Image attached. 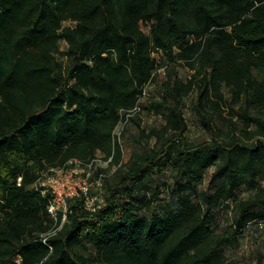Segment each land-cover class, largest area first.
<instances>
[{
	"label": "trees",
	"instance_id": "16d2710c",
	"mask_svg": "<svg viewBox=\"0 0 264 264\" xmlns=\"http://www.w3.org/2000/svg\"><path fill=\"white\" fill-rule=\"evenodd\" d=\"M161 59L169 77L146 100ZM192 90L212 134L200 141L183 109ZM141 111L164 121L138 122L154 144L123 162L118 128ZM99 156L116 165L96 172L103 204L71 198L62 224L39 179ZM222 208L233 216L219 231ZM261 219L264 0H0V264H237L227 248Z\"/></svg>",
	"mask_w": 264,
	"mask_h": 264
},
{
	"label": "rangeland",
	"instance_id": "374dc122",
	"mask_svg": "<svg viewBox=\"0 0 264 264\" xmlns=\"http://www.w3.org/2000/svg\"><path fill=\"white\" fill-rule=\"evenodd\" d=\"M65 24L74 25L73 21H66ZM145 30L149 31L150 26L148 24H143ZM68 44L66 41L61 42V47L63 50L67 48ZM157 56L159 54L156 53ZM61 58L63 57L60 54ZM163 63L165 60L161 59ZM170 67V66H169ZM169 67L167 66V62L165 65L159 70V78L151 83L147 88L146 100L153 99L155 97H159L162 94L164 84L163 82L169 77ZM177 76L187 81L193 74L194 69L191 68L190 65L186 63H180L176 65ZM176 75V74H175ZM227 95H229L228 90L226 89ZM197 90H192L184 97L183 109L185 116L189 122V131L188 135L192 140H202L210 137L212 134L205 128L202 124L201 117L197 113L195 109V103L197 100ZM137 120H124L119 128L118 134L120 135V140L123 145V162H126L130 159L132 153L138 150H142L143 148L149 146L151 147L154 144L155 139L147 142L146 139L143 141H138L140 126L139 123L143 127H152L154 125H161L164 121L161 115L156 113H149L148 111H141L134 115ZM139 122V123H138ZM215 125L217 128H222L224 130H228L229 124L228 121L216 120ZM94 167H91V171L93 170V175L95 176L97 170L100 166L103 168H107L106 174H112L116 165L109 167V160H105L102 156H99ZM215 167H210L204 179V182L201 185V189L203 190H213L214 188L211 185V175L214 171ZM90 168L84 166H73L69 169L64 170V177L62 181L57 182V187L59 191L63 192L67 198L68 206L70 207L69 200L71 198L70 194L74 191H85V199L88 201V205L90 208H93V205L103 204L100 201L101 197L104 196L105 193V185H99L97 181H92L89 175ZM92 176V173H91ZM88 177V178H87ZM87 178V179H86ZM86 180V181H85ZM168 180L169 183H173L171 172L167 171L166 175L161 178L160 181ZM85 189V190H84ZM82 193V192H81ZM168 190H165V197H168ZM68 195V196H67ZM99 196L94 204L90 203L91 197ZM242 196H248L247 190H243ZM76 197V196H75ZM102 202V203H101ZM62 203H58L61 206ZM217 221L214 225L220 231L225 227V225L229 224L232 221L233 212L232 210L227 209H217L216 210ZM91 251L94 248L91 246ZM227 254L230 259L235 260L237 264H264V219L260 221H255L249 224L240 235V244L236 248H227Z\"/></svg>",
	"mask_w": 264,
	"mask_h": 264
},
{
	"label": "built area",
	"instance_id": "2783aa9c",
	"mask_svg": "<svg viewBox=\"0 0 264 264\" xmlns=\"http://www.w3.org/2000/svg\"><path fill=\"white\" fill-rule=\"evenodd\" d=\"M96 161H97V159H96ZM96 161H93L91 163H84V162H82L79 159H75V160H72L70 162L71 164L68 165V166L51 168L49 171L44 172L43 175L41 176V178L39 179L38 184H40L41 186L44 187L43 188L44 193H47L48 191H50L52 193V195H53L51 204L49 205V210H50L52 216L56 220H58L59 217H60V215H61V213L63 214L62 224L66 220V218L68 217V212L70 211V207L68 206V202H67V198L68 197L66 198V196L64 195V193L61 192V191H59V189L57 187V182L63 180V177L65 175L64 174V170L65 169H69L70 167L72 169L73 166L79 165V166H84L86 168L89 167L90 168V171H89L88 177H90L92 179V181L93 180L94 181H97V183H99V185H102L103 186V184H104L103 177L102 176L94 177L93 170L91 171V167H94V165L96 164L95 163ZM91 173H92V176H91ZM86 192H87V190H85V191H79V192L74 191L73 193L71 192L70 196L71 197H75V196H85L84 193H86ZM97 199H99V196H93V197H91V201H89V202L92 203V204H94V202ZM100 199H101L100 201L104 202V196H102ZM58 203H62L61 206H59ZM86 204H87V207L89 209H91V210L97 209V207L99 205V204L98 205H93V208H90L89 205H88V201L87 200H86ZM59 227L55 228L51 232L56 231Z\"/></svg>",
	"mask_w": 264,
	"mask_h": 264
}]
</instances>
